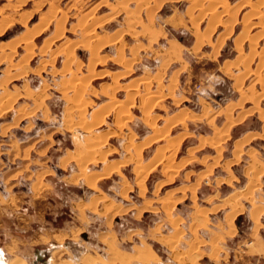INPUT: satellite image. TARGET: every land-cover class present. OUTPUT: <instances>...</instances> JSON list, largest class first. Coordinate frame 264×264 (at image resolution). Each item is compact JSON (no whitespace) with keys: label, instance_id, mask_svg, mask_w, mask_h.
Returning <instances> with one entry per match:
<instances>
[{"label":"rangeland","instance_id":"obj_1","mask_svg":"<svg viewBox=\"0 0 264 264\" xmlns=\"http://www.w3.org/2000/svg\"><path fill=\"white\" fill-rule=\"evenodd\" d=\"M45 20L31 59L23 61L25 45H9ZM58 21L62 34L45 47ZM242 33L243 55L251 40L264 49V0H0V94L13 100L0 113L5 260L34 264L41 255L45 264H78L88 255L94 264H192L197 255L196 264H264V256L254 255L256 242L264 244V60L239 58L235 40ZM94 52V71L104 78L75 92L70 84L88 73ZM142 100L150 103L143 110ZM113 101L130 105L124 125L116 127L109 111L91 133L65 126L88 120L94 108L105 112ZM155 117L157 129L173 125L141 148L143 163L158 148L164 155L146 174L141 197L131 148L129 162L94 190L76 162L62 165L68 152L84 150V140L111 129L101 147L109 152L105 160L85 169L101 172L126 156L129 132L134 143L151 137ZM252 209L259 211L257 226ZM145 248L152 254L135 259Z\"/></svg>","mask_w":264,"mask_h":264},{"label":"bare ground","instance_id":"obj_2","mask_svg":"<svg viewBox=\"0 0 264 264\" xmlns=\"http://www.w3.org/2000/svg\"><path fill=\"white\" fill-rule=\"evenodd\" d=\"M210 2L211 3H213V2H216V0L215 1H213V0H210ZM225 7V6H224ZM223 7V8H224ZM233 6H231L230 8H232ZM225 8H227V7H225ZM202 9H203V7H202ZM228 9V8H227ZM229 11H230V9H228ZM227 10V11H228ZM208 11V10H207ZM225 11H226V9H225ZM226 11V12H227ZM228 13V12H227ZM226 13V14H227ZM218 14H221V11H220V13H218ZM222 14H224V13H222ZM221 14V15H222ZM255 14V13H254ZM216 16H218L217 18H219V15H216ZM213 17V16H212ZM221 17V16H220ZM216 18V17H215ZM215 18H214V20H215ZM216 18V19H217ZM251 18V17H250ZM47 19V18H46ZM213 19V18H212ZM209 20H211L210 18H209ZM245 21H247V20H245ZM208 22H210V21H208ZM219 22V21H218ZM47 23H48V20H45V21H43V22H41L37 27H35V28H33V29H31V30H28L27 32H26V34L22 37V38H20L19 40H17L13 45H9L10 47L12 46V47H15L14 45H17L18 43H22V44H24L25 45V47H26V50L28 51L27 52V55H26V57L25 58H23V61H26V62H28L30 59H31V54H32V52L33 51H31V49H32V41H33V39L36 37V36H38V35H40V34H42V32H43V30L45 29V27H46V25H47ZM216 23V22H215ZM220 24L222 23V22H219ZM248 23H250V27L253 25L252 24V22H247V24ZM246 24V23H245ZM61 25L62 24H60V22L58 21L57 22V24H56V30H55V34H54V36L51 38V40L48 38V42H46V41H44V42H46L47 44H45V47H46V45H48L49 43H50V41H52V40H55V39H57V38H59L60 37V34H62V29H61ZM214 26V25H213ZM212 26V27H213ZM233 26H234V24H233ZM249 28V27H248ZM86 33V32H85ZM88 33V32H87ZM87 35V34H86ZM85 35V36H86ZM90 35V34H89ZM93 35V34H92ZM257 35V34H256ZM84 36V37H85ZM259 36V35H258ZM87 37V36H86ZM89 37V36H88ZM93 38H94V35H93ZM113 38V40H114V38L115 37H112ZM84 39V38H83ZM86 39V38H85ZM108 39V38H107ZM107 39H105V40H107ZM218 39V38H217ZM87 40V39H86ZM85 40V41H86ZM91 40V39H90ZM116 40V39H115ZM85 41H80V42H85ZM103 41V40H102ZM108 41V40H107ZM107 41L105 42V41H103V42H95V43H99V46H103V44H105V43H107ZM91 42H92V40H91ZM109 42H112V41H109ZM117 42V41H116ZM244 42H247L246 41V38H245V35H244V33H242L241 35H239V38H237L236 40H235V48H237L238 49V51H239V58H242L244 61L246 60L247 62L249 61H252L253 60V58L254 57H256V56H259L261 59H263L264 60V49H262L261 51H257V49H255V45H256V41H254V40H251L250 42H249V52H248V54L247 55H243L242 54V51H243V44H244ZM87 43V42H86ZM85 43V44H86ZM255 43V44H254ZM63 44V43H62ZM76 44V43H75ZM81 44V43H80ZM84 44V45H85ZM92 44H94V42H92ZM91 44V45H92ZM112 44H113V42H112ZM111 44V45H112ZM199 44H200V42H199ZM44 45V44H43ZM66 45V44H65ZM83 45V44H82ZM8 46V47H9ZM66 46H68V45H66ZM92 46H94V45H92ZM92 46H90V45H88V47L90 48H92ZM96 46V45H95ZM95 46H94V49H95ZM99 46H97L98 48H99ZM69 47V46H68ZM85 47V46H84ZM96 47V48H97ZM116 47H118V46H116ZM199 47V46H198ZM67 48V47H66ZM97 48V49H98ZM11 49V48H10ZM44 49V48H43ZM97 49H96V51H97ZM93 50V49H92ZM91 50V51H92ZM219 50V49H218ZM55 51V50H54ZM66 52H68L67 50H65ZM119 51V50H118ZM61 52V51H60ZM70 52H72V51H69V53ZM121 52V51H120ZM69 53H68V55H69ZM95 53V52H94ZM12 54V53H11ZM71 54V53H70ZM91 54V56H89V58H88V61H89V64L91 65L90 66V68H88V73L86 74V75H84V78H71L70 80H72V81H70V82H72V83H74V79L76 80V82L72 85V84H70V87H73V89H74V91L75 92H78V91H80V90H83V88L86 86V85H88V84H90L91 82H93V81H97V80H100V79H103L104 78V75H102L101 74V72H100V74L99 73H95V65H97L98 64V59L96 58V56H97V54L96 55H92V53H90ZM118 54H120V53H118ZM246 54V53H245ZM11 56V55H10ZM65 56V55H64ZM213 56V55H212ZM215 56V55H214ZM219 56V55H218ZM5 57V56H4ZM68 57V56H67ZM67 57H65V59H64V62L63 63H66L65 65H67V63H68V61H70V60H68V58ZM1 58V57H0ZM69 58H70V56H69ZM98 58H100V57H98ZM216 58V56L213 58V59H215ZM219 58V57H218ZM53 59V58H52ZM116 59V58H115ZM114 59V60H115ZM117 59H120L121 60V56H119V58H117ZM119 60V61H120ZM76 60H74V62H75ZM116 61H118V60H116ZM21 62V61H20ZM46 62V61H45ZM53 62V61H52ZM73 62V63H74ZM125 63V62H124ZM88 64V65H89ZM127 64V63H126ZM126 64H125V66H126ZM84 64H83V61L82 60H78L77 61V66H78V68H80V67H82ZM128 65V64H127ZM39 66V65H38ZM42 66V65H41ZM64 66V65H63ZM76 66V65H75ZM263 66V62L261 63V67ZM69 67V66H68ZM88 67V66H87ZM41 68V67H40ZM64 68V67H63ZM67 69V68H66ZM63 70H65V68L63 69ZM68 70V69H67ZM69 70H70V68H69ZM68 70V71H69ZM81 70V69H80ZM257 70V69H256ZM78 71V70H77ZM128 71H129V68H128ZM127 71V72H128ZM64 72V71H63ZM126 73V72H125ZM254 73V72H253ZM258 73H259V71H258ZM105 74V73H104ZM259 76V75H258ZM258 79H260V80H262V78H261V76H259L258 77ZM259 80V81H260ZM114 81H116V80H114ZM261 82H263V81H261ZM62 83V82H61ZM113 83H115V82H113ZM112 83V84H113ZM263 84V83H262ZM114 85V84H113ZM148 85V84H147ZM102 86V85H101ZM106 86V85H105ZM104 86V87H105ZM118 86V85H117ZM63 88V87H62ZM66 88H67V86H66ZM117 87H115V90H117L116 89ZM64 89V88H63ZM69 89V88H68ZM65 90V89H64ZM114 90V91H115ZM113 91V92H114ZM129 91V90H128ZM132 91V90H131ZM64 92V91H63ZM134 92V91H133ZM105 93V92H104ZM78 94V93H77ZM106 94V93H105ZM110 94V98H112L113 97V93H109ZM130 94V93H129ZM149 95V94H148ZM157 95V94H156ZM156 95H155V97H156ZM163 95V94H162ZM74 96H76L75 94H74ZM126 96H128V99H129V97L130 96H132V94H130V95H126ZM133 97V96H132ZM131 97V98H132ZM150 97L151 96H149V101H150ZM157 98H158V96H157ZM157 98H155V99H157ZM79 99V98H78ZM11 100H12V96L9 94V93H2V94H0V113L2 112L3 113V110L4 109H6L7 110V106L9 105L10 106V103L8 102V101H10L11 102ZM73 100H75V99H73ZM130 101H131V103H133V99L131 100V99H129ZM13 101V100H12ZM130 101H128V102H130ZM156 101V100H155ZM80 102V101H79ZM126 102V101H125ZM4 103H7L8 105L7 106H4ZM76 103V102H75ZM131 103H129V104H131ZM150 103H151V101H150ZM149 103V104H150ZM83 102L80 104H75L76 106H75V108L77 109V111H78V113H81L82 111H83ZM149 104L147 105V103L145 102H143V100H142V102H140V105L139 106H141V110H143V109H145L146 108V105H147V107L149 106ZM69 105V104H68ZM72 105V104H71ZM132 105V104H131ZM128 106V105H127ZM127 106H125L124 105V103L123 102H121V101H113V102H110V106H109V109L107 110L106 108V110H105V112L103 111V109L101 108V107H97V108H94L92 111H91V113H90V118L87 120H84L82 117L83 116H81L80 118H82L81 119V121L80 120H78V121H80V122H78V123H73V124H68V122H67V124L68 125H65L67 128H68V130L69 131H71V130H73L75 127H76V129L78 128V129H80L81 131H84V132H90L91 133V131L92 130H95L96 128H98L100 125H102V123H103V121H104V115L106 114H108L107 112H109L110 111V113L112 112L113 113V123H114V125L116 126V127H120L121 125H124L123 124V122H125V121H127L129 118H130V116H129V111H127L128 109H126V107ZM130 106V105H129ZM128 106V107H129ZM69 107V106H68ZM68 109V108H67ZM69 109H71V108H69ZM229 110H230V108H228ZM5 111V110H4ZM230 111H232V109L230 110ZM226 112V111H225ZM111 113V114H112ZM227 113V112H226ZM224 114L225 116L227 115V116H230V114H229V112L227 113V114ZM232 113V112H231ZM262 113V112H261ZM264 113V112H263ZM142 114H143V112H142ZM155 116V115H154ZM67 119V118H66ZM148 119V118H147ZM68 121H70L69 119H67ZM158 120H157V117H155L154 119H152V120H150V122H148V123H150V125H149V127L151 128V129H153V132H152V135H151V137H149L144 143H134L133 142V137H134V133H130L129 132V134L127 135V143L124 145V151L127 153L126 154V156L122 159V160H120V161H112L111 163H109V164H107V165H104V167L102 168V171L101 172H90L89 174H87L86 173V171H85V169H86V165L88 164V163H100V162H102V161H104L105 160V158H106V156H107V153H109L108 151H105V149L103 150L101 147L106 143V141L108 140V137H111L112 136V133H113V131H111V129H110V134H106L105 133V135H103V136H98L97 135V133L95 134V135H97V136H95V135H93V137L92 138H90V140H84V141H87L86 143H85V145H84V150H81V149H77V152L75 153V152H68V154H67V156L66 157H64L63 159H62V165H64L65 163H67V162H69V161H73V162H76L77 163V165L79 166V168H80V172H79V175L78 176H81V177H83L84 178V182H85V184L91 189V190H94V189H96L95 188V182H97L99 179H105L107 176H108V174L109 173H116L117 171H118V167L119 166H122V165H125L127 162H129V159L131 158V153H130V148L132 149V151H133V153L135 154V158L133 159V167H132V171H133V173H134V175H135V180H136V184L138 185V187H139V195H140V197L144 194V192H145V186H144V178H145V176H146V174L148 173V172H150L152 169H153V167L157 164V163H159L160 162V160L162 159V158H164V155H163V152L162 151H160L159 150V148H158V151L156 152V154L153 156V157H151V159L148 161V162H145V163H143L142 162V160H141V148L143 147V146H145L146 144H148V143H152V142H155V141H158V140H161V139H163L166 135H167V132L169 131V129H170V127L173 125L172 124V122H170L169 123V125L167 126L166 125V127L165 128H163L162 130H160V129H157L156 127H157V125H158V122H157ZM66 122V121H65ZM76 122V121H75ZM231 122V121H230ZM73 125H75V126H73ZM149 128V129H150ZM253 134V133H252ZM92 136V135H91ZM87 137V136H86ZM90 137V136H89ZM223 137H225V136H223ZM222 137V138H223ZM74 139H76V138H74ZM207 139V138H206ZM78 140V139H77ZM177 140V139H176ZM216 140H217V138H216ZM80 141V140H79ZM79 141H76V145H81V143L79 142ZM210 143V142H209ZM211 143H212V141H211ZM218 144H220V143H218ZM173 145H175L174 144V142H173ZM177 146V145H176ZM170 148V147H169ZM173 148H175V147H172L170 150L173 152V151H175ZM220 148V147H219ZM106 149H108V148H106ZM111 150H112V148L110 149V152H111ZM177 150V149H176ZM74 151V150H73ZM217 152V151H216ZM174 153V152H173ZM169 154V153H168ZM173 155V154H172ZM216 155H218V154H216ZM169 157H171V154H169ZM216 156H214V158H215ZM217 158V157H216ZM164 160V159H163ZM236 161V160H235ZM163 162V161H162ZM167 162H168V160H167ZM156 167V166H155ZM79 178V177H78ZM251 180H253V179H250L249 181L251 182ZM252 183V182H251ZM87 187V188H88ZM126 187V186H125ZM124 189V188H123ZM126 189H128V188H126ZM125 189V190H126ZM184 191V190H183ZM124 193H126V192H124ZM183 193V192H182ZM97 196L99 197V195L97 194ZM155 196V195H154ZM185 196V195H184ZM183 196V197H184ZM169 198V197H168ZM100 199V198H99ZM176 199V198H175ZM180 200V199H179ZM96 201H97V198L96 199H94L93 200V202H92V206L94 207L95 205H96ZM169 205H166V204H164V206H163V208L165 209V211H167V213H169ZM253 210V209H252ZM251 210V211H252ZM151 211V210H150ZM251 213V212H250ZM258 213H259V211H258V209H254L253 211H252V218H253V221H255V224H256V226H257V219H258ZM114 218V217H113ZM199 219V218H198ZM195 221V220H194ZM174 223V222H173ZM195 224V223H194ZM173 225V224H172ZM232 227H233V225H232V223L230 224ZM193 227V226H192ZM194 228H195V226H194ZM193 228V229H194ZM255 229V228H254ZM194 232V231H193ZM109 233V232H108ZM108 236V235H107ZM45 237V236H44ZM100 242H107V240H106V238H102V240L100 241ZM108 243V242H107ZM196 246V245H195ZM110 247V246H109ZM169 247V246H168ZM171 248V247H170ZM195 248L196 247H192V250L194 249V251H195ZM150 250H149V248L147 249V248H145V249H143V250H138L137 251V253L134 255V258L135 259H137V260H144L146 257H149L150 256V254H152V253H150L149 252ZM121 254V253H120ZM122 256V255H121ZM175 257V256H174ZM194 257V258H193ZM192 257V259L190 258V260H189V262L190 263H192V264H196V259L198 258V256L197 255H195V256H193ZM118 258V257H117ZM77 259V258H76ZM177 260H181L182 261V257H178L177 256ZM0 262L2 263V264H22L23 262H22V260L21 259H19V258H17L16 257V259L15 260H13V261H11L10 263L9 262H6L5 261V259L3 258V252H2V250L0 249ZM79 263L80 264H94V261H93V258L91 257V256H82L81 258H80V261H79ZM78 263V264H79ZM52 264V263H51ZM57 264H64V263H57ZM66 264V263H65Z\"/></svg>","mask_w":264,"mask_h":264},{"label":"crops","instance_id":"obj_3","mask_svg":"<svg viewBox=\"0 0 264 264\" xmlns=\"http://www.w3.org/2000/svg\"><path fill=\"white\" fill-rule=\"evenodd\" d=\"M237 126H238V125H237ZM251 243H252V242H251ZM254 248H255L256 250H258V251H255V253H254L255 256H261V257L264 256V244H260V243L256 242ZM2 252H3V250H2ZM3 257H4V253H3ZM42 257H43V256L40 255V258L42 259V264H45L46 262H44V260H43ZM33 258H34V257H33ZM4 259H5V258H4ZM32 261H33V263H34L35 260H32ZM34 264H35V263H34Z\"/></svg>","mask_w":264,"mask_h":264},{"label":"flooded vegetation","instance_id":"obj_4","mask_svg":"<svg viewBox=\"0 0 264 264\" xmlns=\"http://www.w3.org/2000/svg\"><path fill=\"white\" fill-rule=\"evenodd\" d=\"M37 257H40V256H37ZM3 258H4V257H3ZM79 259H80V258H79ZM5 261H6V260H5ZM38 261H40V263H42V259H41V258H39ZM38 261H36L35 264L38 263ZM6 262H7V261H6ZM49 264H50V263H49Z\"/></svg>","mask_w":264,"mask_h":264},{"label":"water","instance_id":"obj_5","mask_svg":"<svg viewBox=\"0 0 264 264\" xmlns=\"http://www.w3.org/2000/svg\"><path fill=\"white\" fill-rule=\"evenodd\" d=\"M0 264H2V263L0 262Z\"/></svg>","mask_w":264,"mask_h":264}]
</instances>
